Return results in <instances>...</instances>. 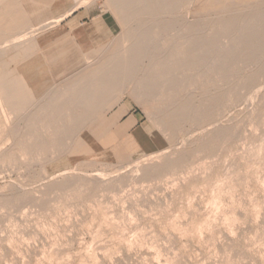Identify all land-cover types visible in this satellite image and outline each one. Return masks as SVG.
Returning a JSON list of instances; mask_svg holds the SVG:
<instances>
[{
  "label": "rangeland",
  "instance_id": "1",
  "mask_svg": "<svg viewBox=\"0 0 264 264\" xmlns=\"http://www.w3.org/2000/svg\"><path fill=\"white\" fill-rule=\"evenodd\" d=\"M9 1L24 5H0V264H264V0L184 2L191 30L129 0ZM80 1L108 23L89 51L71 11L55 18ZM144 40L196 60L143 87L140 58L131 83L50 113L51 74L108 73Z\"/></svg>",
  "mask_w": 264,
  "mask_h": 264
},
{
  "label": "bare ground",
  "instance_id": "2",
  "mask_svg": "<svg viewBox=\"0 0 264 264\" xmlns=\"http://www.w3.org/2000/svg\"><path fill=\"white\" fill-rule=\"evenodd\" d=\"M191 1L194 2V0H129L128 6L131 7V5H136V8H137L136 10H138L140 13L147 11V10H152L151 19L157 20L159 18H162L163 28L165 29L166 28L170 29L171 26L175 24L181 27L183 24H186V23L188 24L189 29H190L192 25L194 27L196 22L189 21L184 15L177 13V11L181 7L182 3L184 2L189 3ZM81 3L82 1L77 2L74 5L69 6L67 10L76 8ZM10 4H14V6L24 5L22 1H9V0L5 1L4 0L2 1V4L0 3V5H2L3 7L5 6V8H7V6L9 7ZM115 4L116 6H118L119 0H116ZM224 9H227L228 11L229 10L232 11L233 9H235V6H233V3H232L231 5L224 7ZM55 18L61 19V15L60 14L57 15ZM5 20L7 19L5 18ZM139 21H142V19ZM4 22L5 21L3 19L2 23ZM55 23H56L55 20L51 21L52 25ZM252 24H255V22ZM189 37L190 38L192 37L190 33H189ZM145 38L146 37H143L142 39H145ZM175 38L176 36L174 37V39ZM143 42L144 43L139 44L138 48L135 49L134 53L130 57L132 58V60L130 61V64H123V65H117V66L113 65L114 69L113 67H110L108 70V73H103L102 71L99 70V68L96 71L94 70V71L88 72L86 66L85 67L81 66L82 68L79 69V68H76L77 64H74V65L72 64L68 67L66 72L62 71V75H59L60 72L54 75L51 74L49 79L57 80V82L52 85V90H54V92H57V95L53 97L48 103V105L52 106L50 108L51 110L50 113L52 114V112L60 109V107L64 105H68V107H71L73 109L77 107L88 106L90 104V101H92L91 100L92 97L95 96L94 94L95 92L100 91V90L104 91L106 87L110 88V86L114 88L117 86L118 83H123L126 81L131 83V81H134L135 79H137L138 72L141 69L140 65L137 64L140 58H143V59L146 58L147 60V64L142 65L144 68V72L148 71L149 68L156 69L155 75H152V77H149L148 83H146V85L143 87L152 86V85L157 86L158 84L154 80L155 76H160L163 73L168 72L170 69H172V67H174V69L177 66L183 67L184 63H186L190 67L193 65V62H195L196 60V57L192 55L191 50L193 49V46L191 45H190V49H188L189 52L186 53V51L183 50L181 42H178V41L176 42L177 46L179 45L178 46L179 48L177 51L175 47L173 46L175 42L171 41V44L167 45L166 50L163 51L165 58H159L157 56L158 54L157 51H155L154 49H152L151 51L149 50L150 43L149 42L145 43V40ZM173 48L175 49L174 51H172ZM184 54H186L187 57H185ZM161 67H164L165 72L164 71L161 72ZM56 76L58 77L56 78ZM165 81H167V79L166 80L163 79V82H160L159 84H163ZM49 117L50 118L47 120L51 121L52 115H50ZM36 118L38 120L37 122H39V124L41 125L45 123L48 124L49 122L43 119V116L40 112L37 114Z\"/></svg>",
  "mask_w": 264,
  "mask_h": 264
},
{
  "label": "crops",
  "instance_id": "3",
  "mask_svg": "<svg viewBox=\"0 0 264 264\" xmlns=\"http://www.w3.org/2000/svg\"><path fill=\"white\" fill-rule=\"evenodd\" d=\"M61 2L62 0H51V5L55 8L60 6L62 4ZM66 14L67 16L63 19V26L66 32H68V35L74 39L77 50L89 51L94 48L101 39H104L103 33H105L108 23L100 11H90V7H76L61 13V18ZM111 36L112 35H110L109 38ZM46 64L47 67L51 69L48 60ZM134 121H136L134 115L128 116L125 118L123 125L128 127L132 125Z\"/></svg>",
  "mask_w": 264,
  "mask_h": 264
}]
</instances>
